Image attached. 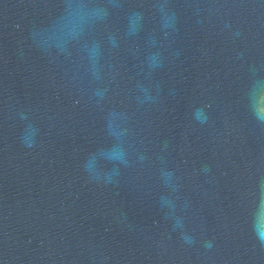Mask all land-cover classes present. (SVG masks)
Listing matches in <instances>:
<instances>
[{"label": "water", "instance_id": "obj_1", "mask_svg": "<svg viewBox=\"0 0 264 264\" xmlns=\"http://www.w3.org/2000/svg\"><path fill=\"white\" fill-rule=\"evenodd\" d=\"M0 264H264V0H0Z\"/></svg>", "mask_w": 264, "mask_h": 264}]
</instances>
